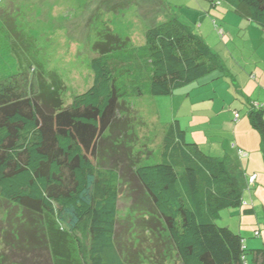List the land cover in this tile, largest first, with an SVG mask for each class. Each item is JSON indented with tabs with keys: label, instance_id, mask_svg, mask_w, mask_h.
<instances>
[{
	"label": "trees",
	"instance_id": "obj_1",
	"mask_svg": "<svg viewBox=\"0 0 264 264\" xmlns=\"http://www.w3.org/2000/svg\"><path fill=\"white\" fill-rule=\"evenodd\" d=\"M204 1L234 11L245 8L264 30V0ZM146 36L139 47L112 35L96 43L93 83L74 98L67 118L59 97L61 77L46 69V57L35 52L36 42L21 24L0 11L3 213L13 205L6 215L10 229L1 228L0 234L17 252L18 264H140L138 250L125 251L118 239L120 184L126 174L134 176L135 190L146 199L143 215L149 220L140 229L151 232L158 256L167 258L170 247L180 264H246L248 254L255 264H264L263 247L248 249L239 233L216 223L224 210L244 203L245 174L225 159L204 155L184 139L177 122L166 131L156 163L129 166L123 174L117 165L96 161L106 128L113 122L114 131L120 121L122 102L169 97L225 70L201 36L176 19L169 27L150 28ZM185 39L192 51L182 49ZM245 105L264 155V104ZM18 213L21 223H16L24 231L16 236L11 218Z\"/></svg>",
	"mask_w": 264,
	"mask_h": 264
},
{
	"label": "rangeland",
	"instance_id": "obj_2",
	"mask_svg": "<svg viewBox=\"0 0 264 264\" xmlns=\"http://www.w3.org/2000/svg\"><path fill=\"white\" fill-rule=\"evenodd\" d=\"M208 10L210 4L204 0H0V11L10 14L21 24L27 36L36 42L35 52L46 57V69L61 77L63 89L59 97L63 105L62 113L67 118L71 114L70 105L74 98L85 93L93 83L90 62L97 56L96 43L105 35L127 40L129 47H139L147 43L146 34L150 28L169 27L176 19L199 36L203 32V39L210 34V44H214L216 34H211L213 28L205 26L201 29ZM187 39L182 49L192 51L194 46ZM181 40L180 45L183 44ZM204 80L189 86L190 90L182 88L169 97H144L122 102L118 114L120 121L114 131L113 122L106 128L103 134L104 149L99 152L96 161L107 166L117 165L123 174H126V167L129 166L156 163L160 159L166 131L175 122L188 140H198L200 130H203L202 135L222 134L217 116H211L208 108L203 107L202 95L196 89L199 82ZM93 153L94 150H89L92 158ZM234 164L240 168L239 160ZM120 185L118 239L126 247L125 251L138 250L140 264H180L175 253L168 250L170 247L165 253L169 257L158 256L152 246L151 232L145 230L142 234L143 229L140 228L144 221L149 220V216L145 218L143 215L146 199L141 190H135L138 184L134 176L126 174ZM1 203L0 196V233L1 228L4 231L10 229L11 222L6 221V215L13 208V205L9 206L3 213ZM263 203L264 198L257 203L258 208L251 222L247 219L244 223V229L248 231L241 232L249 249L253 248L250 244L264 248ZM11 221L16 224H13L12 235L19 236L16 231L23 230L16 223H21L20 213ZM216 223L229 226L235 233L240 232V217L236 221L235 217H231V210H224L217 216ZM257 231H260V237L254 236ZM2 235L0 264H18L20 258L17 252L14 254L5 245ZM248 257L253 259L252 254Z\"/></svg>",
	"mask_w": 264,
	"mask_h": 264
},
{
	"label": "crops",
	"instance_id": "obj_3",
	"mask_svg": "<svg viewBox=\"0 0 264 264\" xmlns=\"http://www.w3.org/2000/svg\"><path fill=\"white\" fill-rule=\"evenodd\" d=\"M204 20L201 29L211 26V34L217 36H214V44H210V34L203 39L201 32V38L219 56L225 70H218L208 75L209 77L206 76L196 89H199V95H202L203 107L208 108L211 116H217V123L223 133L202 135L203 130H200L198 140H188L186 134L184 139L196 143L204 155L225 159L232 166H236L234 163L239 160L238 168L245 174L242 182L244 203L231 210V217H235L236 221L240 217L241 235L243 230L248 231L244 229L245 221L249 219L251 222L258 208L257 203L264 198V155L261 150V137L252 126L245 105L246 101L264 104V30L251 21L247 9L234 11L225 4L210 6ZM235 114L239 115L238 119ZM251 176H256L253 185L248 182ZM262 205L264 208V203ZM252 245L250 244L252 250L260 247ZM246 264L255 262L247 256Z\"/></svg>",
	"mask_w": 264,
	"mask_h": 264
},
{
	"label": "built area",
	"instance_id": "obj_4",
	"mask_svg": "<svg viewBox=\"0 0 264 264\" xmlns=\"http://www.w3.org/2000/svg\"><path fill=\"white\" fill-rule=\"evenodd\" d=\"M259 107L261 108L262 106H259ZM235 117H236V119H238L239 118V115L238 114H235ZM248 182H249V184L253 185L256 182V176H251L248 179ZM256 235H258V233Z\"/></svg>",
	"mask_w": 264,
	"mask_h": 264
}]
</instances>
